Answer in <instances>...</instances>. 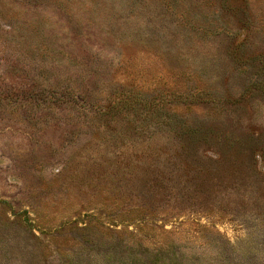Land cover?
<instances>
[{
  "label": "rangeland",
  "instance_id": "obj_1",
  "mask_svg": "<svg viewBox=\"0 0 264 264\" xmlns=\"http://www.w3.org/2000/svg\"><path fill=\"white\" fill-rule=\"evenodd\" d=\"M0 264H264V0H0Z\"/></svg>",
  "mask_w": 264,
  "mask_h": 264
}]
</instances>
